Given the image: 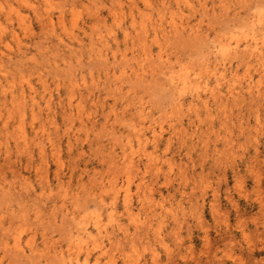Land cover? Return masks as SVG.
<instances>
[{
  "label": "rangeland",
  "instance_id": "rangeland-1",
  "mask_svg": "<svg viewBox=\"0 0 264 264\" xmlns=\"http://www.w3.org/2000/svg\"><path fill=\"white\" fill-rule=\"evenodd\" d=\"M261 12L0 0V264H264V66L231 54L219 86L213 55Z\"/></svg>",
  "mask_w": 264,
  "mask_h": 264
},
{
  "label": "bare ground",
  "instance_id": "bare-ground-1",
  "mask_svg": "<svg viewBox=\"0 0 264 264\" xmlns=\"http://www.w3.org/2000/svg\"><path fill=\"white\" fill-rule=\"evenodd\" d=\"M261 10V9H260ZM263 10V9H262ZM255 18L251 20V30L246 33V37H244L243 41L239 40L241 36H239L240 38L238 39L237 36L235 38H237V40H234L233 37L231 38H226V37H221V39L218 41V43L216 44V46L214 47V52H213V55H214V58L216 60L217 63H215L216 65L215 66V74L217 75V79H216V82L218 83V85H222V83H224V80L226 78L225 76V63L223 62L225 59H227L228 56V59L229 58H232L231 54H233L234 56L237 57V55L239 54H245V55H248V57H252L254 59H256L261 65L264 66V40L262 39L261 37V33H260V30H264V12H261L259 13L258 15L255 14ZM162 19V17H161ZM52 20V19H50ZM162 21V20H161ZM175 21V20H174ZM175 23L172 21V25H174ZM248 26V25H247ZM176 28V26H174ZM174 27H173V31H174ZM178 28V27H177ZM247 28V27H245ZM145 29V28H144ZM179 29V28H178ZM177 29V30H178ZM176 31V30H175ZM237 31V30H236ZM191 34H197L198 30L197 29H194V28H191L190 31H189ZM179 33V32H178ZM177 34V33H176ZM229 35V34H228ZM237 35V34H234V36ZM244 35V33H243ZM193 36V35H192ZM62 42V40H60ZM65 44V43H64ZM145 49V47H144ZM213 50V49H212ZM146 51V50H145ZM99 52V51H98ZM145 54V53H144ZM148 54V53H147ZM102 55V54H100ZM150 55V54H149ZM96 56V54H95ZM233 56V57H234ZM104 57V56H102ZM148 57V55H147ZM151 56H149L150 58ZM159 57V55H158ZM163 57V56H162ZM161 58V56H160ZM148 60V59H147ZM151 60V59H150ZM141 61V60H140ZM139 61V62H140ZM143 61V60H142ZM149 62V60H148ZM163 62V61H162ZM145 63V61L143 62ZM147 63V62H146ZM154 63V62H153ZM152 63V64H153ZM139 64V63H138ZM153 66V65H152ZM138 67V66H137ZM158 68V67H157ZM156 68V69H157ZM140 70L143 69V66H141L139 68ZM146 69V68H145ZM151 69V68H150ZM163 69V68H162ZM171 69H173V67H171ZM169 69V71H166L165 72V75L167 76V82L168 84L171 86V88L175 91V93L177 94V102H179V108L183 107V102L181 103V100L184 98V96L188 93V92H191L193 94V96L195 97L192 101L189 102L190 104V108L194 107V105H196L197 101H201L202 100V94H201V89L203 88V85H202V81H200V77L198 75H196L195 77H191V75L188 73V72H176V71H173ZM134 71V70H133ZM138 71V70H137ZM134 72V73H139L138 72ZM146 71V70H145ZM145 71L142 70V72L144 73H139V74H142L143 77H145ZM179 71V70H178ZM154 72V71H153ZM152 72V74H154ZM151 73V72H150ZM144 74V75H143ZM138 75V74H137ZM147 75V74H146ZM202 76V75H201ZM137 77V76H136ZM141 77V76H140ZM139 78V76H138ZM142 79V78H141ZM226 82V81H225ZM206 87L209 86V83L206 82L205 84ZM215 86V85H214ZM205 88V87H204ZM210 88V86L208 87ZM207 88V90H208ZM217 88V87H216ZM213 89V87H212ZM211 90V89H210ZM209 90V91H210ZM217 90V89H216ZM208 92V91H207ZM213 92H216L214 91L213 89ZM212 92V93H213ZM210 93V92H209ZM208 93V94H209ZM215 94V93H214ZM213 95V94H212ZM176 98V97H175ZM176 102V103H177ZM204 102V101H203ZM206 105V103H205ZM177 107V106H176ZM175 108V107H174ZM179 111V110H178ZM140 125V124H138ZM143 127V126H142ZM139 129V128H138ZM136 130V129H135ZM137 131V130H136ZM141 131V130H140ZM139 131V134H137V140L142 143H144V141H147L149 140L148 136H146L145 138L144 137V134H142V132L140 133ZM133 132V131H132ZM154 134V137L157 138V134L156 132L154 131L153 132ZM136 134V132L134 133V135ZM128 141V140H127ZM129 142V141H128ZM148 143V142H147ZM126 145V144H125ZM147 145V144H146ZM133 146V145H132ZM139 147H141V145H139ZM132 149V148H131ZM141 151V150H140ZM131 157V156H130ZM132 159V158H131ZM130 161V160H129ZM132 161V160H131ZM131 164H133L131 162ZM116 192V191H115ZM119 192V191H118ZM114 193V192H113ZM114 197V196H113ZM129 197H126V199H128ZM129 200V199H128ZM131 201V200H129ZM126 202V201H125ZM129 205V204H128ZM100 207V206H99ZM98 207V208H99ZM100 209V208H99ZM99 215V214H98ZM100 219V218H99ZM101 220V219H100ZM99 220V221H100ZM83 222V221H82ZM89 222V221H88ZM81 224V223H80ZM84 224V222H83ZM100 226V224H99ZM82 228V226H81ZM80 228V229H81ZM95 228V227H94ZM88 232V231H87ZM96 232V231H95ZM100 232V231H99ZM111 233V232H110ZM90 234V232L88 233ZM98 234V232H97ZM78 235V234H77ZM86 235V234H85ZM98 236V235H97ZM80 237V236H78ZM77 238V236H76ZM89 238V237H88ZM87 238V239H88ZM79 239V238H78ZM82 238H80L81 240ZM86 239V238H85ZM83 240V239H82ZM81 240V241H82ZM77 241V240H76ZM95 241H97L95 239ZM86 242V241H85ZM91 242V241H89ZM99 242V241H98ZM75 243V242H74ZM86 244V243H85ZM87 245V244H86ZM74 247V246H73ZM88 247V245L86 246ZM90 248V247H89ZM91 252V251H90ZM89 253V251H88ZM79 254V253H78ZM84 259V258H83ZM85 260V259H84ZM76 261V260H75ZM79 262V261H78ZM76 262V264L78 263ZM63 263H66L63 262ZM86 264V263H85Z\"/></svg>",
  "mask_w": 264,
  "mask_h": 264
}]
</instances>
